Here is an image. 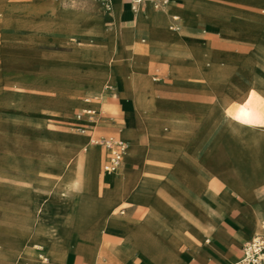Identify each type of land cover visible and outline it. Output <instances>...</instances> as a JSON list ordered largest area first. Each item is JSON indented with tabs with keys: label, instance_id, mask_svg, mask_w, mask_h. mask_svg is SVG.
<instances>
[{
	"label": "crops",
	"instance_id": "obj_1",
	"mask_svg": "<svg viewBox=\"0 0 264 264\" xmlns=\"http://www.w3.org/2000/svg\"><path fill=\"white\" fill-rule=\"evenodd\" d=\"M193 1L214 10L190 12L194 21L189 22L182 7L175 5L158 9L146 1L140 10L135 11L131 0H107L111 7V27L104 25L99 7L77 11L64 3L56 6L57 17L84 22L80 26L69 22L71 29L105 36L100 44L77 48L75 58L67 60L74 70L67 69L64 74H59L70 84L64 90L72 94L102 91L103 86L107 90L106 99L92 105H99L105 114L100 115L99 120L105 125L97 126L94 135H114L125 140L120 135L125 115L136 116L130 76L132 67L143 70L148 77L149 72L161 76L162 84L155 83L156 98L164 110L162 117L186 121L194 126L196 133L164 128L159 136H154L148 133L143 123L139 130L145 147L144 159L149 166L157 163L160 169L125 171L121 175L122 168H140L135 157L127 160L123 157L121 168L114 175L102 171L83 176L79 198L74 194L64 198L62 189L54 186L49 189L54 196L41 203L39 196L22 186L24 177L25 180L39 177L43 183L60 179L63 174L71 177V173L57 170L61 163L56 159H49L48 170L19 178L18 190H3L6 194H19V231L0 229V264H236L242 257L243 246L255 235L252 227L255 212L264 210V207L252 204L248 195L241 200L228 189L211 187L200 190L199 182L187 183V188L183 187L188 175H184V167L177 159L178 150L187 144L192 146L191 150L202 148L208 151L214 140V127L220 120L235 130L239 129L232 123L231 114L237 104L250 98L257 67L264 62V36L260 35L254 42L252 62L257 63L246 89L232 88L231 98L229 94H222L217 99L228 107L229 114L223 118L215 113L217 102L206 116L200 118L194 117L193 108L165 107L157 97V88L169 82L174 85V79L169 64H160L159 60L195 62L196 72L202 78L204 72L210 76L217 71L227 77L225 64L216 66L214 62H228L231 57L216 52L214 46L221 39L223 30L225 37L232 39L233 35L242 34V29L237 33L225 20L258 13L259 8H264V0ZM176 2L183 5L182 0ZM222 19H225L224 23L220 21ZM168 22H171L170 26ZM178 24L180 27L176 29ZM202 84L186 87L175 82L174 87L200 92H215L217 84L228 88L227 80L208 78ZM107 86L113 88L108 90ZM29 125L41 130L37 135L42 148L38 149L51 151L55 157L66 153L57 148L76 149L90 139L89 134L48 131L45 122ZM93 145L99 149L104 169L107 151ZM208 176L209 172L202 170L196 175L203 179ZM1 205L10 206L11 203L0 198ZM35 230L42 233L43 246L34 239ZM39 259H43L42 263Z\"/></svg>",
	"mask_w": 264,
	"mask_h": 264
},
{
	"label": "rangeland",
	"instance_id": "obj_2",
	"mask_svg": "<svg viewBox=\"0 0 264 264\" xmlns=\"http://www.w3.org/2000/svg\"><path fill=\"white\" fill-rule=\"evenodd\" d=\"M176 1L172 0L171 3L159 6L158 9L174 5L182 7L189 22L190 12L200 13V10L201 12L214 10L205 5H196L193 0H182L184 2L182 6H179ZM60 3L68 4L77 11L86 10L91 6L99 7L103 12L104 25L112 26L109 17L111 7L107 0H0V198H5L8 203H11L10 206L1 205L0 207V229L19 231V194L6 196L2 192L8 189L18 190L19 178L31 176L29 174L33 171L19 170V161H25L23 163L29 166L36 163L40 165L42 162L48 163L47 160L43 161L46 150L38 149L42 145L37 135L41 130L29 124L45 122V128L48 131L80 135L76 127L87 119L73 118L75 112L79 109L92 108L105 116L99 105L98 107L92 106L106 99L107 90L104 86L101 87L102 91L72 94L64 90L68 83L64 77L59 76L67 69L74 70L67 60L75 58L77 48L83 45L100 44L105 36L75 31L68 27L71 21L55 15L54 10ZM258 11V13H251L250 16L247 15L246 18L220 20L223 23L225 20L237 33H239L238 29H242V34H232V39L225 37L223 30L221 39L214 46L216 52L231 57L228 62L223 59V62H214L216 66L225 64L228 68L227 89L217 84L214 88L215 92L212 90L202 92L190 89L179 90L174 87L175 82L188 87L203 86L205 83H202L207 80V77L197 76L195 62L159 60L160 64H169L171 76L174 78V85L169 82L168 85H160L157 88V97L165 107L193 108L196 114L194 117L200 118L211 111L222 94H229L231 98L230 89H246L257 63L252 62L254 61V42L260 35L264 36V8H259ZM82 22L78 20L71 23L80 26ZM170 24L171 22H168V26ZM177 26L180 27L179 24ZM89 37L94 39L90 41ZM144 79L148 84H155V82L158 85L162 84L161 76L154 72H149V77L145 75ZM131 84L134 89L132 78ZM139 86L140 94L145 96L147 103L152 95L156 97V90L153 92L145 89L142 82ZM112 88L113 86L106 87L108 90ZM155 101L156 108L151 112L135 99L136 116L129 113L125 115L122 124L123 132H120V135L129 137L132 140V147L124 160L135 157L140 168H122L121 175L125 171H138L146 168L145 147L139 127L146 123L145 126L148 129L149 119H153L157 127L162 126L165 118L162 117L163 112H160L159 100L155 98ZM110 119L108 121H112ZM100 123L96 122L94 128L105 125V123ZM187 125V131L195 134L194 126L188 122ZM262 125L264 123L260 122L259 126ZM213 135L214 140L208 151L202 148L191 150L192 146L189 144L181 146L178 150L177 160L184 167V175H188L184 178L183 187L187 188V183L196 182L198 184L199 182L200 190L211 187L219 190L228 189L239 199L242 200L245 195H248L252 204L264 207V134L259 140H255L252 129L235 130L232 125L220 120L214 127ZM50 142L53 143V141ZM87 142L91 143L90 139ZM55 144L59 142L55 141ZM57 150L67 151L68 147L61 146ZM34 156H36L35 159H33ZM43 170L45 168H40L38 171ZM200 170L208 171L209 176L205 179L196 177ZM102 171L110 175L115 174L108 173L103 168ZM48 182L43 183L39 177H30L27 180L24 177L22 186L36 197L39 196L41 203H44L54 196L49 189L52 190L59 184L58 179ZM203 182L205 185L202 184ZM82 187L83 184L69 195L74 194L79 198ZM77 206L79 207V203ZM263 221L264 210H256L252 226L255 234L264 233ZM33 234L37 243H40L43 235L34 232ZM42 244L41 242V246Z\"/></svg>",
	"mask_w": 264,
	"mask_h": 264
},
{
	"label": "bare ground",
	"instance_id": "obj_3",
	"mask_svg": "<svg viewBox=\"0 0 264 264\" xmlns=\"http://www.w3.org/2000/svg\"><path fill=\"white\" fill-rule=\"evenodd\" d=\"M193 21L194 19H192V16H191L190 22H193ZM176 29H179V26H176ZM257 70H258V74L254 77V85L250 90V93H251L250 98L245 103L237 104V106L235 107L234 111H232V114H231V121L232 123L238 125L239 127L238 130L252 129V131L254 132L255 140H259L264 134V125L259 126L260 122L264 123V62L258 65ZM202 74L204 77H207V79L214 78L215 80L226 81V77L224 76L222 72L217 71L215 74L211 73L210 76H208L207 73H202ZM199 77L202 78L201 76ZM131 78H132V82L134 86L136 101L139 104L144 105L145 108H148L151 112L154 111V109L156 108V101H155L156 97L152 95L150 101L147 103L145 96L143 94H140L139 83L142 82V85L144 86L145 89L152 90L153 92L156 90V83L148 84L144 79L145 73L143 72V70H138L133 67L131 68ZM69 86L70 84H67L66 89L69 88ZM161 111L164 113L162 106H161L160 112ZM215 113L218 117H222V118L225 117L227 114H229L227 105L223 102L218 101L215 106ZM148 127H149L148 128L149 134H153L154 136H159L161 134V130H163L164 128H167L173 131L174 130L187 131L188 125L186 121H176L175 119L168 118V119L163 120V124L160 127H157L155 125L153 119H149ZM120 132H123V128L120 129ZM123 138H125V141L127 142V148L124 154V157H125V155L127 154V152L129 151L132 145V140L127 137H123ZM46 152L47 153L43 161L45 160L50 161L49 159H56L60 161L61 163L59 165L60 167L58 168L59 171H62L63 173H66V174H69V173L72 174L71 177L69 178L64 177V176H67L65 174H63L64 176L61 177L60 179L58 178V181H59L58 187L62 189V192H63L62 196L64 198H67L72 191L78 189L83 184V176L91 172H102V168H101L102 156L100 152L98 151L97 147H95V145H93L92 143L86 142L80 145L76 149H68L67 151H65L66 153L64 156L60 155V156L55 157L52 155L51 151L46 150ZM47 165L48 164L45 162H42L40 165L36 163L31 166L25 163H19V170H30L33 172H37L40 168L42 169L45 168V170H48L49 168H47ZM118 169L114 171H107V170L106 171L108 173H115L118 171ZM145 169H160V166L157 163L152 164V166H149L148 164H146ZM2 192L4 193L3 190ZM4 194L6 196L7 195L13 196V194L16 195V193H12V194L4 193ZM262 226L264 227V221L262 223ZM34 233L42 234L36 230L34 231ZM42 260L39 259V262L42 263ZM45 260H47V257H45Z\"/></svg>",
	"mask_w": 264,
	"mask_h": 264
},
{
	"label": "built area",
	"instance_id": "obj_4",
	"mask_svg": "<svg viewBox=\"0 0 264 264\" xmlns=\"http://www.w3.org/2000/svg\"><path fill=\"white\" fill-rule=\"evenodd\" d=\"M150 2L155 8L169 4L170 0H131L135 11L141 7L143 2ZM77 118H86L80 122L76 129L81 134H89L93 144L99 145L107 151V161L104 169L107 171L117 170L123 161L127 148V142L114 135H94V125L100 120V114L96 109L84 108L77 114ZM236 264H264V234H256L243 246V255Z\"/></svg>",
	"mask_w": 264,
	"mask_h": 264
}]
</instances>
